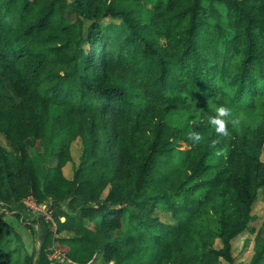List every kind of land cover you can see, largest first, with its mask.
Returning <instances> with one entry per match:
<instances>
[{
    "label": "trees",
    "instance_id": "16d2710c",
    "mask_svg": "<svg viewBox=\"0 0 264 264\" xmlns=\"http://www.w3.org/2000/svg\"><path fill=\"white\" fill-rule=\"evenodd\" d=\"M0 136V208L52 214L35 249L0 211V264H237L264 193V0H0ZM240 264H264V223Z\"/></svg>",
    "mask_w": 264,
    "mask_h": 264
},
{
    "label": "rangeland",
    "instance_id": "374dc122",
    "mask_svg": "<svg viewBox=\"0 0 264 264\" xmlns=\"http://www.w3.org/2000/svg\"><path fill=\"white\" fill-rule=\"evenodd\" d=\"M0 142L4 144L3 137L0 136ZM73 162L69 163L65 168V175L67 177H72L73 171L77 168L79 164V159L82 154V143L80 140H77L73 145ZM262 160L264 161V149L262 154ZM30 197H27L23 200L21 205L18 206H2L0 211H5L7 214V220L13 224L19 232L23 235L25 240L29 243L30 248L40 249L41 241L46 232V228L44 226L38 225V216L39 212L32 207L29 202ZM41 209V213H44L47 219H52L51 212L48 211L46 205L39 207ZM161 218L163 221L173 222V220L165 214H161ZM65 218H62L64 221ZM264 223V193H261L258 201L255 203L253 209V220L251 222L252 231H247L243 233L238 239L233 242V253L236 257V263H249L253 257L254 249H255V238L257 232L262 228ZM56 229V224L54 222V230ZM67 233H65L66 235ZM119 235V233H116ZM216 247H220V243L217 242ZM61 252L57 251L54 254H51L50 257L53 260V264H56V261H59L60 264H69L65 261L63 256L60 254ZM58 263V262H57ZM92 264H98L92 263Z\"/></svg>",
    "mask_w": 264,
    "mask_h": 264
},
{
    "label": "clouds",
    "instance_id": "9594fccd",
    "mask_svg": "<svg viewBox=\"0 0 264 264\" xmlns=\"http://www.w3.org/2000/svg\"><path fill=\"white\" fill-rule=\"evenodd\" d=\"M213 113L208 117V123L215 129V133L218 136H228L230 129L229 125H236L239 123L238 120L232 118V109L225 105L220 104L219 106H213ZM193 144H199L202 140V136L199 131H194L189 137ZM217 155L220 153L217 152Z\"/></svg>",
    "mask_w": 264,
    "mask_h": 264
},
{
    "label": "built area",
    "instance_id": "2783aa9c",
    "mask_svg": "<svg viewBox=\"0 0 264 264\" xmlns=\"http://www.w3.org/2000/svg\"><path fill=\"white\" fill-rule=\"evenodd\" d=\"M29 200H30L29 202L31 203L32 207L35 208L39 213H41L42 211L41 209H39V207L41 206H38L32 198H29Z\"/></svg>",
    "mask_w": 264,
    "mask_h": 264
}]
</instances>
